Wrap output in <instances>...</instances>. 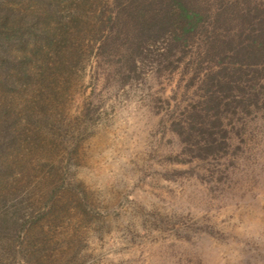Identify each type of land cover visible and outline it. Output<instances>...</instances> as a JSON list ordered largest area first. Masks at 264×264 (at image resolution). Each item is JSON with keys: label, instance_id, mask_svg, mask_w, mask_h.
I'll list each match as a JSON object with an SVG mask.
<instances>
[{"label": "rangeland", "instance_id": "rangeland-1", "mask_svg": "<svg viewBox=\"0 0 264 264\" xmlns=\"http://www.w3.org/2000/svg\"><path fill=\"white\" fill-rule=\"evenodd\" d=\"M36 1L0 0V264H264V0H59L35 52Z\"/></svg>", "mask_w": 264, "mask_h": 264}, {"label": "trees", "instance_id": "trees-1", "mask_svg": "<svg viewBox=\"0 0 264 264\" xmlns=\"http://www.w3.org/2000/svg\"><path fill=\"white\" fill-rule=\"evenodd\" d=\"M37 2V7H38V5H39V8L38 9H36L35 10V12L37 13L38 11H42V13H44L43 12V10H44V8H47V10L46 11H48V13L49 12H54L53 10H54V8H56V6L58 7V3H59V0H37L36 1ZM178 5H179V8L181 9V16L182 17H185V18H188L189 19V21H188V28L186 27L185 29H184V32H186V31H189L191 28H192V26L194 25V23H195V21L198 19V13H196L195 11H191L189 8H187L186 6H185V4L184 3H182V2H179L178 3ZM28 7H31V4H30V6L28 5ZM48 13H46V14H48ZM144 14L142 13V11H140V16H143ZM50 16H51V14L49 13L48 15H46V18H43V14H37L36 15V17H34V27L32 28V30H33V32H34V34L38 31V29L40 28L39 26L41 25V24H43L42 22L44 21V20H48L49 18H50ZM194 17H196V18H194ZM194 18V19H193ZM193 20V21H192ZM115 22H116V19H115ZM120 23H119V21L117 22V24L116 25H119ZM44 25H45V23H44ZM37 27H39V28H37ZM66 27L67 26H64V29H66ZM37 28V29H36ZM10 29V30H9ZM46 28H40V30H39V32L40 33H42V35H37V36H39V38H40V41H39V44H38V46H37V48L36 49H34V51L35 52H37V51H41L42 49H45V48H50V45H52L53 44V38L51 39V36L48 38V37H46L47 39H45V40H43L41 37H45L46 35L44 34V32L43 31H45L46 32ZM24 30L23 29H18L17 27H15V26H11V27H4L3 26V28L1 29L0 28V35H9L10 37L11 36H18V34L19 33H21V32H23ZM118 31L120 32V33H123V30H122V25L120 24L119 25V28H118ZM6 33V34H5ZM10 33V34H9ZM21 34H23V33H21ZM21 34H19V35H21ZM37 34H38V32H37ZM6 35V36H7ZM2 46H4V45H2V43H1V47ZM0 53H1V51H0ZM2 54V53H1ZM3 55V54H2ZM1 56V55H0ZM27 58V56L26 55H23V58H22V60L23 61H25V59ZM26 62V61H25ZM25 68L26 67H21V71L22 72H24V73H26V70H25Z\"/></svg>", "mask_w": 264, "mask_h": 264}]
</instances>
